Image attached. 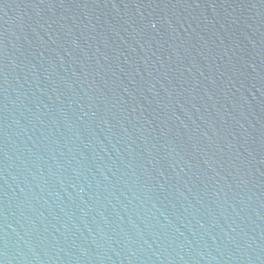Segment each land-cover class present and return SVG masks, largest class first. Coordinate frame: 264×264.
Wrapping results in <instances>:
<instances>
[{
	"label": "water",
	"instance_id": "water-1",
	"mask_svg": "<svg viewBox=\"0 0 264 264\" xmlns=\"http://www.w3.org/2000/svg\"><path fill=\"white\" fill-rule=\"evenodd\" d=\"M0 264H264V0H0Z\"/></svg>",
	"mask_w": 264,
	"mask_h": 264
}]
</instances>
